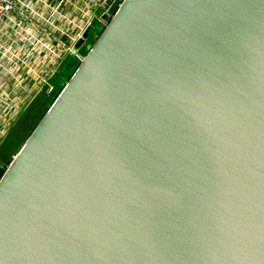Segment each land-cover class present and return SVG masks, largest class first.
Here are the masks:
<instances>
[{"label":"water","instance_id":"water-1","mask_svg":"<svg viewBox=\"0 0 264 264\" xmlns=\"http://www.w3.org/2000/svg\"><path fill=\"white\" fill-rule=\"evenodd\" d=\"M102 32L0 179V264H264V0Z\"/></svg>","mask_w":264,"mask_h":264},{"label":"built area","instance_id":"built-area-1","mask_svg":"<svg viewBox=\"0 0 264 264\" xmlns=\"http://www.w3.org/2000/svg\"><path fill=\"white\" fill-rule=\"evenodd\" d=\"M124 2L0 0V102H3L4 97L7 99L2 103V113L6 111L19 118L26 110V107L15 106L18 87L11 82L13 91L7 90L9 80L17 82L16 78L23 70L39 82V88L30 102L44 90V86L49 95L55 93L56 89L50 80L59 71L61 60L70 53L78 55L76 46L81 42L84 44L87 39L85 35L89 34L93 22L99 19L107 27ZM89 52L80 57L81 61ZM17 84L21 85L22 82ZM9 166L0 162V171L4 170L5 174Z\"/></svg>","mask_w":264,"mask_h":264},{"label":"rangeland","instance_id":"rangeland-1","mask_svg":"<svg viewBox=\"0 0 264 264\" xmlns=\"http://www.w3.org/2000/svg\"><path fill=\"white\" fill-rule=\"evenodd\" d=\"M106 28V25L102 24L99 19L93 22L92 28L89 30L88 38L84 41V44L76 49L79 51L78 55L72 53L68 54L61 60L57 74L50 84L56 89V92L49 95L46 92V86L43 87V91L38 94L32 103L23 111L19 119L14 122L12 130L8 132V135L4 136L0 142V162L10 165L14 157L22 149L24 142L37 128L40 120L44 117L47 111L51 108L52 99L57 94L60 86L66 85L70 80V77L76 72V68L81 63L80 57L88 52V49Z\"/></svg>","mask_w":264,"mask_h":264},{"label":"crops","instance_id":"crops-1","mask_svg":"<svg viewBox=\"0 0 264 264\" xmlns=\"http://www.w3.org/2000/svg\"><path fill=\"white\" fill-rule=\"evenodd\" d=\"M17 82L20 84L22 82L21 85H18L17 82L15 80H9V92H12L14 87L11 84V82L16 85L18 87V94H17V100L15 101V106L19 107V108H24L27 107L32 103L31 97L34 95V93L36 92L37 88H39V82L38 80L36 81L34 78L29 77L27 75L26 71H22L21 74L18 76V78H16ZM0 97H2V93L0 94ZM33 98V97H32ZM7 99L4 97L3 102H0V114H2V116L0 117V142L2 141V139L4 138V136L8 135V132L10 130H12L14 122L19 119L16 117H13L12 114L7 113L6 111L4 113L3 110L4 108H2L4 101H6Z\"/></svg>","mask_w":264,"mask_h":264},{"label":"trees","instance_id":"trees-1","mask_svg":"<svg viewBox=\"0 0 264 264\" xmlns=\"http://www.w3.org/2000/svg\"><path fill=\"white\" fill-rule=\"evenodd\" d=\"M74 73H75V72H74ZM72 76H73V75H72ZM72 76H71V77H72ZM71 77H70V78H71ZM62 89H63V88L60 86V88H59L57 94H56L55 97L52 99L53 103H54V101L56 100L58 94L61 92ZM53 103H52V104H53ZM3 175H4V170H3V171H0V179L2 178Z\"/></svg>","mask_w":264,"mask_h":264}]
</instances>
